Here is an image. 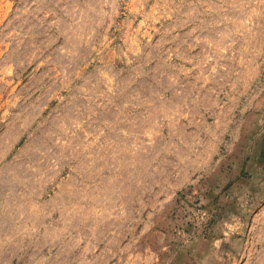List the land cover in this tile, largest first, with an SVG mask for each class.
<instances>
[{
  "label": "rangeland",
  "instance_id": "1",
  "mask_svg": "<svg viewBox=\"0 0 264 264\" xmlns=\"http://www.w3.org/2000/svg\"><path fill=\"white\" fill-rule=\"evenodd\" d=\"M0 264H264V0H0Z\"/></svg>",
  "mask_w": 264,
  "mask_h": 264
}]
</instances>
